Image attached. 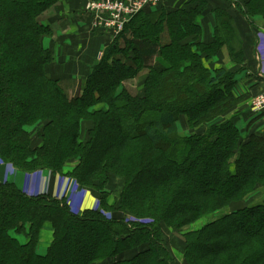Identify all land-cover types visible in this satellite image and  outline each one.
Segmentation results:
<instances>
[{
	"label": "trees",
	"instance_id": "obj_1",
	"mask_svg": "<svg viewBox=\"0 0 264 264\" xmlns=\"http://www.w3.org/2000/svg\"><path fill=\"white\" fill-rule=\"evenodd\" d=\"M60 1L0 0V173L10 164L23 175L0 178V264H176L169 233L235 204L245 207L183 235L184 259L264 264V202L246 204L264 192V134L244 136L238 116L227 118L245 97L235 95L232 71L207 66L224 48L246 62L232 12L208 9V0L142 11L72 96L51 72L54 44L43 46L52 30L41 17ZM232 4L251 27L264 21V0ZM207 10L214 27L205 36L198 18ZM144 71L134 95L125 82ZM44 171L50 188L69 177L99 202L72 211L62 183L31 194ZM46 225L53 241L40 255Z\"/></svg>",
	"mask_w": 264,
	"mask_h": 264
},
{
	"label": "crops",
	"instance_id": "obj_2",
	"mask_svg": "<svg viewBox=\"0 0 264 264\" xmlns=\"http://www.w3.org/2000/svg\"><path fill=\"white\" fill-rule=\"evenodd\" d=\"M90 1L93 0H61L56 6L51 8L41 17L43 24L50 26L52 30V37H45L43 39V46L46 48H49L54 44L56 60L51 65V72L54 77L59 78L62 81L63 87L64 84L69 81H74L75 84H78V89L72 96L80 94L81 82L88 81L94 68L101 61L103 53L115 39V37H113L108 31L96 30L93 28L91 14L85 9L87 3ZM228 1H230L231 4ZM189 2L190 0H171L169 3H160L156 7L148 9V13L153 11V13H157L164 7V11L165 9H167V11H176L183 8ZM235 2H237V0H208V9L225 6L224 8H227L232 12L238 28L240 29L241 36L245 41L244 54L246 62L239 63L232 61L228 55V50L224 48L221 52V56L215 58L212 65L207 64V66H210L212 69L225 66L234 73L243 67L246 68V70L244 68L242 69L246 71H243L246 73V76L242 74L239 77L240 82L234 88L235 95L246 96V102L242 101L239 106L227 115L228 117L225 116L230 118L232 114H234V116H242L243 118L241 119L244 120V117L247 116V112H256L251 106L252 98L264 90V21L259 18H253L252 21H254L255 24L251 27L243 17L235 13V8L232 4ZM198 23L204 30L206 36L214 27V18L208 11L198 18ZM122 46L124 47L123 44ZM158 60L159 52L156 49L153 51L152 65ZM253 79L256 81H253ZM145 80V77H141V81L145 83ZM100 108H105V106L100 105L97 107V109ZM90 126L91 125H88L87 127ZM238 126L243 131V135L246 136L247 133L245 129L241 128L239 124ZM257 133L264 134V129ZM72 165L73 164L70 163L67 166L72 167ZM20 176L17 175L13 180L21 182L23 180L22 178L20 181L17 180ZM0 178H2V175H0ZM57 182V179L56 181H53L52 187L50 188L51 179L49 173L44 172L40 174L37 181H35L33 185V189H35L34 192L44 193L52 189L55 193ZM78 194L79 195L75 196L73 199L76 205L74 212L81 213L84 209H90L94 202H99V199L90 191H85V195L87 194L85 197L83 196L84 194ZM115 202V196L111 195L108 199V203L114 205ZM169 235L173 238L174 233L171 232ZM52 241L53 230L50 225H46L41 232L38 253L40 255H45ZM136 253L137 252L134 251L124 253L121 257L128 259ZM173 254L176 264H187L182 250L180 251L174 248Z\"/></svg>",
	"mask_w": 264,
	"mask_h": 264
},
{
	"label": "rangeland",
	"instance_id": "obj_3",
	"mask_svg": "<svg viewBox=\"0 0 264 264\" xmlns=\"http://www.w3.org/2000/svg\"><path fill=\"white\" fill-rule=\"evenodd\" d=\"M147 11H148V9H147ZM259 19L262 20V18H260V17H259ZM146 56H147L146 64L148 66L152 65V63H153V53L152 52L151 53H147ZM243 68L246 70L245 67H243ZM243 68H241L236 73L233 72L234 76H235L234 88L240 82L239 81V77L242 74H244L246 76V73H245L246 71L242 70ZM243 71H245V72H243ZM147 73H148L147 71H144L137 79L125 82V87L129 90V92H131L132 94L136 95V94L141 93L143 91V88H144L143 83L144 82L141 81V77H145V76L147 77L148 76ZM253 81H256V80L253 79ZM64 88L70 95H74V92L78 89V84L77 83L75 84L74 81H69V82L64 84ZM246 95H248V94H246ZM257 96H255L254 98H256ZM244 97H245V99L243 100V102H246L245 100L247 98H246L245 95H244ZM254 98H252L251 103H252ZM249 112H251V111H249ZM249 112L246 113L247 116L244 117V120L241 119V118H243L242 116H238V124L240 125L241 128L245 129V131L247 133L246 136H248L251 133H257L258 131L260 132V131H262L264 129V114L263 113H259V112H251V113H249ZM233 117H234V114H232L231 118H233ZM231 118H228V119H231ZM86 126H88V125L86 124ZM179 127H180V131H181V134H180L181 136H186V135H190L191 134V131H188L187 126L184 124V122H179ZM254 131H256V132H254ZM67 167H68V169H67L68 171H70L72 169L71 166H67ZM44 172H46V171H44ZM0 175H2V177L3 176L5 177V181H6V179L8 177L11 178L10 179L11 181H15L13 179H15L17 177V175L20 176L19 171L17 169H15L10 164H1V173H0ZM21 176L17 180H19V181L22 180ZM49 176H50V179H51V175L50 174H49ZM61 180L64 181V182L66 180L74 181L73 179H71L69 177H63ZM34 190L35 189H33V187L30 188L31 193H35ZM78 191L79 190H77L76 188L73 189L72 193H71V191H69V193H71V194L69 196V202L68 203L71 204L72 202H74V200H73L74 197L79 195ZM79 193H83L84 197L87 195V194L85 195V191L84 192H80L79 191ZM96 202H94V203H96ZM263 202H264V192H261V193H256L255 195H252L251 198L246 202V204L250 203L249 205H251V204H259V203H263ZM70 204H69V206H70ZM243 207H245L244 204H239V205L235 204V205L231 206L228 209H222L220 211L212 213V214L208 215L206 218L200 219L196 223L181 229V231H179V232H175L173 238L171 236L168 237V239L170 241V249H171V251L173 252L174 248H176V249L181 251V248H183L181 240H183L182 237H183L184 234L192 232V231H196L198 229H201L208 222L215 221V220L221 218L222 216H224L225 214H227V213H229L231 211L237 210L238 208H243Z\"/></svg>",
	"mask_w": 264,
	"mask_h": 264
},
{
	"label": "built area",
	"instance_id": "obj_4",
	"mask_svg": "<svg viewBox=\"0 0 264 264\" xmlns=\"http://www.w3.org/2000/svg\"><path fill=\"white\" fill-rule=\"evenodd\" d=\"M170 1L171 0H93L87 3L85 9L91 14L94 29L108 31L116 38L137 14L156 7L160 3L165 4ZM251 106L256 112L264 114V90L253 99ZM57 181V185L62 183L61 188L64 195L71 194L74 188H78L73 181L66 180L64 182L62 180L59 181V179ZM69 191H71V193H69ZM75 206L74 202L70 204L72 211H74Z\"/></svg>",
	"mask_w": 264,
	"mask_h": 264
}]
</instances>
